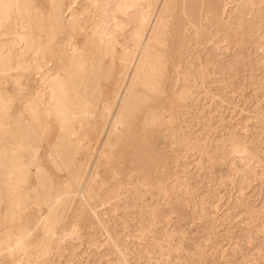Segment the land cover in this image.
<instances>
[{
	"label": "rangeland",
	"instance_id": "rangeland-1",
	"mask_svg": "<svg viewBox=\"0 0 264 264\" xmlns=\"http://www.w3.org/2000/svg\"><path fill=\"white\" fill-rule=\"evenodd\" d=\"M33 1L50 14L52 0ZM87 3L63 0L62 11L83 10ZM165 16L166 43L155 44L164 51L165 93L153 94L152 104L110 135L108 127L100 132L99 109L112 97L126 36H120L113 56L106 44L93 41L94 10L83 16L88 30L71 37L77 52L67 39L71 30L59 31L62 47H55L47 66L71 76L73 61L93 48L96 70L88 74L97 77L102 99L95 116L83 122V147L70 168L51 157L58 121L51 114L44 122L48 133L38 142L26 187L38 184L39 165L57 192L79 161L89 163L75 198L58 218L50 253L32 264H264V0H173ZM133 25L127 23L126 32ZM29 80L38 84L39 73ZM2 81L0 89L14 100L11 114L27 117L29 96L12 86L7 72ZM151 105L165 122L160 132L144 130ZM119 112L117 105L113 114ZM6 210L0 201V236L29 219V241L42 238L38 219L47 216L46 208L35 218L39 209L28 207L21 220L7 217ZM0 264H14L8 249Z\"/></svg>",
	"mask_w": 264,
	"mask_h": 264
},
{
	"label": "bare ground",
	"instance_id": "bare-ground-1",
	"mask_svg": "<svg viewBox=\"0 0 264 264\" xmlns=\"http://www.w3.org/2000/svg\"><path fill=\"white\" fill-rule=\"evenodd\" d=\"M52 1V10L46 15L33 0H0V88L7 72L12 78V86L20 94L29 96L26 102L31 110L27 117L11 114L10 104L14 100L6 98L0 89V201L7 205L4 213L7 217L20 220L28 214V207L39 209L34 214L35 218L40 216L41 208L48 210L46 217L38 219L43 230L39 241H29L32 225L29 219L20 221L16 230L0 236V258L8 249L14 264H32L34 257L44 258L50 253L58 218L65 214L68 201L75 198L82 172L89 163V158L79 161L78 169L72 172L70 180L57 188V192L53 191L51 178L39 165L36 168L38 184L32 189L26 187L32 166H36L38 142L48 133L49 126L44 122L51 114L58 121L60 133L51 157L57 166L70 168L83 147L80 138L83 122L95 116L102 99L101 85L97 77L90 75L96 70L91 62L95 53L93 48L89 51L84 48L78 60L73 61L71 76L59 70L54 72L51 66H47L57 53L55 47H62L59 31L71 30L67 39L73 51L77 52L80 49L71 37L88 30L83 16L94 10L98 19L92 34H89L93 41L106 44L107 52L113 56L120 36H126L127 44L119 56L121 70L114 83L112 97L107 98L99 109L103 119L101 133L107 127L109 135L120 132V126H125L141 107H147L153 98H161L165 93L164 51L156 46L166 43L168 19L165 13L171 9L173 0H88L83 10L71 6L66 15L62 11L63 0ZM127 23L134 24L131 33L126 32ZM129 43H132V49ZM67 52V49L62 50L64 54ZM17 70L20 71L18 74L12 73ZM81 70L87 74L79 76ZM31 73H39L38 84L36 80H29ZM117 105L120 112L115 116L113 109ZM174 106L173 103L172 109ZM164 123L155 105L149 106L144 130L160 132ZM120 139L118 137L117 142L110 143V148L115 149Z\"/></svg>",
	"mask_w": 264,
	"mask_h": 264
}]
</instances>
